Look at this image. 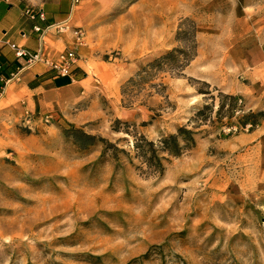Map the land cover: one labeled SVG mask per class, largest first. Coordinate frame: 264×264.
I'll return each mask as SVG.
<instances>
[{
	"label": "rangeland",
	"instance_id": "obj_1",
	"mask_svg": "<svg viewBox=\"0 0 264 264\" xmlns=\"http://www.w3.org/2000/svg\"><path fill=\"white\" fill-rule=\"evenodd\" d=\"M128 2L81 28L96 57L81 82L29 107L0 99V264H264V171L236 143L264 112L155 64L193 27L196 51L198 35L264 36V0ZM179 128L194 146L147 174L134 138ZM72 130L97 140L81 149Z\"/></svg>",
	"mask_w": 264,
	"mask_h": 264
},
{
	"label": "crops",
	"instance_id": "obj_2",
	"mask_svg": "<svg viewBox=\"0 0 264 264\" xmlns=\"http://www.w3.org/2000/svg\"><path fill=\"white\" fill-rule=\"evenodd\" d=\"M108 1L82 0L77 7L72 8L70 0H0L2 101L17 99L19 107H29V103L34 105L40 104L45 98L53 99V94L69 88L74 82H81L86 75L82 66L90 58H96L93 46L77 47L73 35L62 32L66 31L64 27L67 25L72 29L78 27L92 32L95 21L112 11L110 7L120 11L130 2L112 0L114 6H108ZM26 9L31 10L34 19L25 15ZM39 12H43L42 20L38 17ZM34 27L40 30L52 27L43 43L40 42V33L33 30ZM240 31H231L230 40L224 42L219 39L220 44L214 38L198 35L195 58L187 67L189 75L222 93L241 97L252 111L264 112V36L244 35ZM9 44L23 48L30 54L41 50L42 56L50 60L56 59L64 50H72L79 60L72 67L67 84L66 78L56 77L42 64L19 74L18 70L24 60L15 58ZM241 76H245V81L239 79ZM58 99L56 102L61 103L62 99ZM27 107L24 109L28 110ZM236 143L243 146L244 152L257 163L258 169L264 171V120L255 129L238 135Z\"/></svg>",
	"mask_w": 264,
	"mask_h": 264
},
{
	"label": "trees",
	"instance_id": "obj_3",
	"mask_svg": "<svg viewBox=\"0 0 264 264\" xmlns=\"http://www.w3.org/2000/svg\"><path fill=\"white\" fill-rule=\"evenodd\" d=\"M188 40L190 41V47L186 50H176L170 53H167L164 57L156 61L155 64L161 63L163 61L167 62L169 67L168 71L181 72L183 68H186L189 63L195 58L196 55V30L191 28ZM188 42V41H187ZM66 84L69 83V79H65ZM226 102L232 106L235 102V97L220 94ZM220 106L219 108H221ZM246 121L251 123V126L255 128L258 125L259 120H264V113L249 114L245 118ZM70 138L81 148L86 149L89 146H92L93 143L97 140L93 136L84 134L80 130H72L68 134ZM194 134L186 130L185 128H179L176 134L169 135L165 138L158 140L156 143L148 141L144 136L135 137L132 144V150L134 152V158L140 162V164L145 167L147 174L153 176H161L164 172L165 156L171 158H178L183 150L190 149L194 146ZM103 144V153L107 152L109 148L114 151L113 156L116 159V153L119 151L117 148L109 144L106 140H99Z\"/></svg>",
	"mask_w": 264,
	"mask_h": 264
},
{
	"label": "built area",
	"instance_id": "obj_4",
	"mask_svg": "<svg viewBox=\"0 0 264 264\" xmlns=\"http://www.w3.org/2000/svg\"><path fill=\"white\" fill-rule=\"evenodd\" d=\"M70 1L72 3V8H75L80 4L82 0H70ZM25 15L28 16L30 19L35 18L34 15L31 14L30 9L25 10ZM38 17L42 20L43 12H39ZM49 29H52V27L47 28L46 30H40L37 27L33 28L35 32L40 33L41 43L44 42V38L46 34L49 32ZM53 29H57V27H53ZM70 33L73 35V38L75 40V45L77 47L85 46L86 34L83 32V30H81V28L71 29ZM9 47L13 51L15 58L24 60L23 66H21L18 70L19 74H21L25 70L32 69L38 64H42L47 69L52 71L56 77L69 78L72 67L75 66L79 60V57L72 50H64L60 54H58L56 59L50 60L42 56L41 50H39L34 54H30L29 52L25 51L23 48H20L14 44H9ZM3 93L4 90L0 92V99L2 98ZM50 119H51L50 115H46L43 118L44 122L46 123H48Z\"/></svg>",
	"mask_w": 264,
	"mask_h": 264
}]
</instances>
